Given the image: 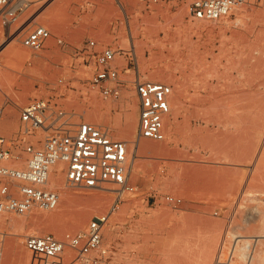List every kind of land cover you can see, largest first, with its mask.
I'll return each mask as SVG.
<instances>
[{
  "label": "rangeland",
  "instance_id": "1",
  "mask_svg": "<svg viewBox=\"0 0 264 264\" xmlns=\"http://www.w3.org/2000/svg\"><path fill=\"white\" fill-rule=\"evenodd\" d=\"M193 1L161 0L149 9L144 0H64L60 18L53 15L62 26L54 29L51 15L59 0H29L19 29L9 32L0 25V106L4 108L0 135L14 137L22 108L34 99L50 98L74 113V121L110 127L113 138L127 140L129 149L138 141L168 142L165 154L140 156L143 168L136 177L130 172L134 152L128 151L129 181L136 192L124 195L104 229V242L111 250L108 264H233L232 259L234 264H264V0H245L217 21L192 18ZM38 25L50 29L53 36L42 50L32 51L22 39ZM56 37L63 38L65 45H58ZM88 39L95 40L98 48L121 49L120 75L127 83L120 97L104 99L90 86L94 66L78 57ZM12 48L22 50V56L9 61L6 55ZM131 55L136 57V73ZM158 70L163 71L162 78L152 77ZM9 73L27 78L30 85L23 90L18 85L21 79L16 82ZM135 77L173 88L163 141L138 139ZM27 90V101L18 105V95ZM94 101L103 104L98 117L89 112ZM127 114H134L138 122L130 139L120 137ZM170 121H175V130L168 138ZM48 134L39 129L28 140L39 148ZM186 166L201 170L190 172ZM63 168L64 188L53 182L55 166L48 187L56 189L60 199L67 191L99 196L103 208L80 229L73 222L89 206L85 200L61 206L59 201L53 210L0 211L2 264L43 263L41 255L26 247L27 236L51 233L63 238L85 229L114 205L118 185L72 187ZM166 194L182 198V203L169 205ZM76 255L67 249L66 263Z\"/></svg>",
  "mask_w": 264,
  "mask_h": 264
},
{
  "label": "built area",
  "instance_id": "2",
  "mask_svg": "<svg viewBox=\"0 0 264 264\" xmlns=\"http://www.w3.org/2000/svg\"><path fill=\"white\" fill-rule=\"evenodd\" d=\"M147 8L161 0H144ZM245 0H194L189 5V15L195 19L217 21L228 16ZM29 0H0V25L19 29L21 20L29 7ZM50 29L38 25L27 31L22 44L40 51L52 38ZM58 45H65L56 37ZM121 49L104 46L88 39L78 52V57L94 66L89 79L90 86L104 99L118 98L127 80L120 75ZM138 71L136 57L131 55ZM138 98V139L163 141L165 121L171 113L170 84L154 81H132ZM72 112L65 111L57 102L48 98L34 99L22 108L20 129L12 138L0 135V211L27 213L34 207L55 209L60 201L56 189L48 187L49 177L57 163L64 164L66 182L72 187L99 188L105 182L118 185L114 205L107 213L95 216L88 226L63 238L54 234L29 235L25 245L33 253L44 258V264H67V249L76 252L75 261L80 264H108L111 250L104 242V229L110 216L118 208L126 194L136 192L129 181L128 144L113 138L110 127L94 122L74 121ZM4 108L0 106V123ZM42 129L49 134L37 148L28 136ZM24 155H26L24 157ZM22 165V166H21ZM164 200L174 207L182 198L166 194ZM3 259V243L0 241V264Z\"/></svg>",
  "mask_w": 264,
  "mask_h": 264
},
{
  "label": "bare ground",
  "instance_id": "3",
  "mask_svg": "<svg viewBox=\"0 0 264 264\" xmlns=\"http://www.w3.org/2000/svg\"><path fill=\"white\" fill-rule=\"evenodd\" d=\"M49 1V0H47ZM67 1V0H66ZM253 1V0H252ZM58 2V0H57ZM43 3V2H41ZM253 4V2H252ZM42 6V5H41ZM40 7V6H39ZM62 9H64V0H59L58 3H56V6H54V9L52 10L53 13L55 14H52L51 13L49 14V16L51 15L52 18H53V15L56 16V19L59 17L58 13H60L62 15V13L64 11H62ZM51 11V10H50ZM62 12V13H61ZM262 13H264V11H262ZM41 14V13H40ZM58 17H57V15ZM49 16H47L46 18H48ZM55 16L53 18V22L51 20V27H53L54 29L55 28H58L60 26H62V21L60 22L59 20H55ZM44 18V17H43ZM45 18V19H46ZM60 18V17H59ZM44 19V20H45ZM47 24V22H46ZM264 25V24H263ZM64 26V25H63ZM25 29V28H24ZM22 32V30L20 32H16V36L15 37H18V35H20V33ZM2 35V30H0V37ZM2 38V37H1ZM15 40V39H14ZM1 48V47H0ZM7 57V60H12L14 58H18V57H21L22 56V50H17L16 48H12V50L8 53V55H6ZM6 60V59H5ZM7 63V61H5ZM3 72V71H2ZM163 71L162 70H158V71H153L152 72V77H157L159 76L160 78H162L161 76L164 75L162 73ZM5 74V73H4ZM162 74V75H161ZM7 76L9 78H11L12 80H15L17 82V80L21 79V82L18 84L20 86H22V89L24 88L25 90L27 89V85H30V81L25 78V77H13L14 75H11L10 73L7 74ZM32 87V86H31ZM30 87H28V90H29ZM23 89V90H24ZM33 89V88H32ZM27 91H24V93L22 94H19L18 95V99L16 100V103L18 105H22L23 103H25L28 99V94L25 93V92H28ZM0 96H2V94H0ZM198 96V95H197ZM103 105V104H102ZM102 105L98 102H95L92 104V109L89 111L91 114L94 115V117H98L99 115H101V109H102ZM23 106V105H22ZM177 106V105H176ZM17 107V106H16ZM90 114V116H91ZM134 114H127L126 116V119H125V122H124V125L122 127H120V131H121V134H120V137H126V138H132L134 136V134H136V126L138 124L137 120H136V116L134 117L133 116ZM197 116V115H196ZM199 118V117H198ZM197 118V119H198ZM196 120V119H195ZM167 121V120H166ZM101 122V121H100ZM169 125V124H168ZM170 129L168 130V134H167V137L168 138H171L170 137V134H171V131L174 129V125H175V121H170ZM10 127V126H9ZM175 130V129H174ZM166 133V132H165ZM125 139V138H124ZM127 141V140H126ZM133 141V140H131ZM134 142V141H133ZM131 143V142H130ZM161 143V142H160ZM167 141L164 142V143H161V144H153V143H150V142H147V141H143V142H135L133 145H130L132 147V149H129L128 151L130 152L131 150L134 152V157L132 159V164H131V168H130V172L131 174L133 175V177L135 176H138L140 171L142 170L143 168V164L141 160H139L140 156H143L142 154H147V153H151V154H154V155H162V154H165L167 151H168V146H167ZM132 154V153H131ZM130 155V154H129ZM64 166V164L62 163H57L55 164V167H56V172H54V179H53V182L55 185H58V187L60 186H63V176L61 174V171H62V167ZM186 169H189L188 171L192 170L194 171L195 173L196 172H199V170H201L199 166H186L185 167ZM64 169V168H63ZM190 171V172H192ZM51 175V174H50ZM184 180V179H183ZM186 180L190 181L192 180V177H186ZM59 187V188H60ZM57 188V187H56ZM58 188V189H59ZM62 188V187H61ZM64 188V186H63ZM64 190V189H63ZM67 191V190H66ZM62 193V192H61ZM62 197L60 199V206L63 202H67V201H72V200H75V199H80L81 201L85 200L86 202H90L89 203V206L87 208H85L82 212H80V214H78L77 216H75L76 218L74 219V222H73V226L75 228H82L84 226V224H86V222L88 221V219L90 218L91 214L94 213L95 211H99L103 208L104 206V203L102 202V198L99 197V196H94V195H90V194H86V193H76V194H72L71 192H63L62 193ZM59 206V207H60ZM63 206V205H62ZM64 207V206H63ZM127 208V207H126ZM126 208L124 210H126ZM61 209V208H60ZM220 234V233H219ZM217 235V234H216ZM219 237V236H218ZM220 238V237H219ZM217 242V241H216ZM222 244V243H221ZM218 246V245H217ZM227 246V244H226ZM213 248V247H212ZM217 248V247H216ZM228 248V247H227ZM215 249V248H214ZM212 250V249H211ZM228 250V249H227ZM217 251V250H215ZM224 251V250H223ZM227 252V251H226ZM248 252V251H247ZM246 252V253H247ZM253 252V251H252ZM258 250L254 247V254H258ZM234 253V252H233ZM215 254V253H214ZM264 254V253H263ZM225 255V254H224ZM238 254H236L237 256ZM234 256V258L236 257ZM222 257V255H221ZM246 257H247V254H246ZM249 257V256H248ZM247 257V258H248ZM223 258V257H222ZM221 259V258H220ZM224 261V260H223ZM233 261L234 263H236L233 259L231 260ZM240 261V260H239ZM221 262H222V259H221ZM220 262V263H221ZM238 262V261H237ZM211 263V262H210ZM223 263V262H222ZM221 263V264H222ZM233 263V264H234ZM37 264H44V262L42 263V261L38 260V263ZM223 264H226L223 263Z\"/></svg>",
  "mask_w": 264,
  "mask_h": 264
}]
</instances>
